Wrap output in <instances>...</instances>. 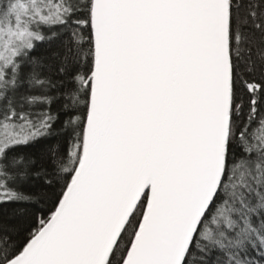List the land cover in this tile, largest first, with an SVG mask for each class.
I'll use <instances>...</instances> for the list:
<instances>
[{"label":"snow or ice","instance_id":"snow-or-ice-1","mask_svg":"<svg viewBox=\"0 0 264 264\" xmlns=\"http://www.w3.org/2000/svg\"><path fill=\"white\" fill-rule=\"evenodd\" d=\"M0 264H264V0H0Z\"/></svg>","mask_w":264,"mask_h":264}]
</instances>
